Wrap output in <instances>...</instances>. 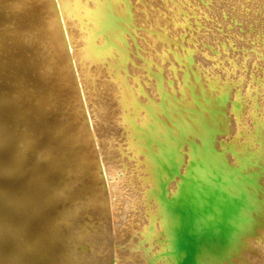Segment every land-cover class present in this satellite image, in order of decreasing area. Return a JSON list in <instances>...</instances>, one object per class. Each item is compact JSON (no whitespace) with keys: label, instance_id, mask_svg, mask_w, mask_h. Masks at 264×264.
I'll return each instance as SVG.
<instances>
[{"label":"bare ground","instance_id":"1","mask_svg":"<svg viewBox=\"0 0 264 264\" xmlns=\"http://www.w3.org/2000/svg\"><path fill=\"white\" fill-rule=\"evenodd\" d=\"M4 1L0 142L17 164L0 188V249L10 239L30 264L28 237L40 246L33 264H83L96 259L90 248L105 264H143L139 243L158 240L163 257L149 256L158 264H264V0ZM199 67L209 81L196 78ZM191 95L209 145L200 136L190 147L194 131L176 124ZM39 134L56 146L36 160L28 139ZM244 134L249 143L238 141ZM18 201L50 207L51 217L61 208L60 227L51 221L61 258L48 216L21 214ZM232 205L246 222L224 249L206 237Z\"/></svg>","mask_w":264,"mask_h":264},{"label":"rangeland","instance_id":"2","mask_svg":"<svg viewBox=\"0 0 264 264\" xmlns=\"http://www.w3.org/2000/svg\"><path fill=\"white\" fill-rule=\"evenodd\" d=\"M5 3L6 1H4V0H0V6H1V4H2V6H3V3ZM6 4V3H5ZM195 26H198V25H195ZM197 28V27H196ZM208 30V29H207ZM20 33H22V34H19V36H21V35H24L23 34V32H20ZM183 35H186V34H183ZM182 35V36H183ZM16 38H18V37H16ZM44 38V41H46V39H45V36L43 37ZM43 38L42 37H40L39 39L40 40H42L43 41ZM182 39H185V36L184 37H182ZM196 48H197V45H196ZM35 54V53H34ZM208 55V58L210 59V60H214L215 58H216V53L213 51V50H208V53H207ZM35 57V58H34ZM32 59H31V61H33V63H35L36 62V64L38 63V61H36V56L35 55H33L32 57H31ZM33 59H35V60H33ZM31 64V65H35V64ZM195 70H196V78L198 79V80H200V81H205V80H207L208 79V81H209V79H210V77H211V71H207V70H205V69H203V67H199V68H194ZM152 70H155V67H152ZM194 70V71H195ZM44 75H46V74H44ZM51 76V75H50ZM43 77H45V76H43ZM51 77H53V76H51ZM160 78H162V75H160ZM47 82L48 81H46L45 82V84H47ZM45 87H49V84H48V86H45ZM50 88V87H49ZM230 88V86L228 87V88H226L225 90H228ZM178 90V89H180V90H183V85L181 84V86L180 85H173V87H172V89H171V93L170 94H173V92L175 91V90ZM34 91H36L37 93H38V91H39V93H41L40 92V90H37V87H36V85H35V88H34ZM49 91V94L51 93V94H53L52 92H50L51 90H48ZM167 92L166 91V89H162V92ZM229 91V93H232V94H237V95H239V91L238 90H235V91H233V89L232 88H230V90H228ZM180 92V91H179ZM178 93V92H177ZM183 93H184V91H183ZM22 94H19V95H17V100H18V96H19V101L17 102V100H16V102L17 103H19V102H21L22 101V96H21ZM175 96V95H174ZM53 97V96H52ZM201 97V96H200ZM60 98V100H58ZM196 98V96H190L189 97V101H188V104L186 105L187 106V108H183V110L181 111V113L178 115V118L176 119V124H180V125H186V124H188L189 125V127H191L192 128V130L194 131L193 132V136H192V138L190 139V141H189V144H190V147L191 146H193L194 144H195V142H197V140H198V138L200 137V136H202V137H204L205 139H206V144L207 145H209L210 143H211V139L209 138V137H207V136H204V131H203V129L202 128H200L199 126H198V123H199V119H197L196 117H195V113H194V111L192 110L193 108V106L195 105V99ZM201 98H206V96H203V97H201ZM58 99L56 98V100H55V105H57V107H60L61 108V105H62V101H64V97H58ZM21 100V101H20ZM62 100V101H61ZM57 101H58V103L60 102L61 103V105H59L58 103H57ZM194 101V102H193ZM193 103V104H192ZM43 104H45V102L43 103ZM59 105V106H58ZM44 106V105H43ZM62 106H64V105H62ZM76 107V106H75ZM64 108H65V106H64ZM77 108V107H76ZM78 109V108H77ZM241 108H238V110L239 111H241L240 110ZM62 110H64V112L62 111ZM65 111H66V113H67V110H65V109H60V110H58V112H59V114H60V112H61V114H60V116L63 114V113H65ZM65 113V114H66ZM57 114V113H56ZM64 114V115H65ZM60 116L57 118L58 120L60 119ZM63 116V115H62ZM83 116V115H82ZM61 120V119H60ZM65 122H60V124H59V126L60 127H64L65 125H63ZM47 124V123H46ZM45 123H43L42 125H46ZM66 124V123H65ZM0 131L2 132H0L1 134V137H0V139H2V137H3V133H4V130L3 129H1L0 128ZM257 134H258V132H257ZM47 136H48V131H47ZM175 135H172L171 137H174ZM34 137V138H33ZM46 138V135L45 134H39V135H34V136H32L31 138H29L28 140V142H29V144H30V141H32L31 143V145H33V146H36V154H35V156H36V160H40V159H42L43 157H44V150L45 149H47V148H53L54 146H56V142H54V141H52V140H47V139H42V138ZM247 138H249V136H247V135H243V136H241L239 139H238V141H240V142H243L244 144H245V142L246 143H249V141H248V139ZM45 140V141H44ZM235 138L234 137H230V144L231 143H233V142H235ZM84 141H82V143H80L81 145H84V143H83ZM1 144H0V151H1V154L4 156V159H3V161H4V163H2V161L0 162L1 164H0V173L2 174H0V181H1V184H0V188L2 189V187H3V182H5L6 181V179L7 178H10V174H11V171L13 172V171H15V169H16V164H14V162L12 161V160H10V154L9 153H11V152H9V151H12L11 149L13 148V146H11V145H9L8 147L6 146L7 144H4V143H2V142H0ZM242 143V144H243ZM256 143H258V144H260V143H262V141L261 140H256ZM40 145V146H39ZM47 145V146H46ZM54 145V146H53ZM5 147L4 149L2 148V147ZM29 146V145H28ZM37 146H39V147H37ZM228 147V149H230V147L229 146H227ZM2 148V149H1ZM7 149V150H6ZM8 149H9V151H8ZM38 149V150H37ZM5 150V151H4ZM13 150H15V147H14V149ZM8 151V152H7ZM7 153V154H6ZM41 153H43V154H41ZM8 155V156H7ZM5 156H6V158H5ZM39 157H41L40 159H38ZM250 158V156H248V158L247 159H249ZM11 161V162H10ZM6 163V164H5ZM5 165V167H3ZM11 165V166H10ZM15 167H14V166ZM252 166H257V164H254V165H252ZM14 168V169H13ZM32 167H29L28 169L30 170ZM8 169H12L11 171L10 170H8ZM27 168H26V170L27 171H29ZM83 169H85V171H83ZM7 170H8V172H7ZM122 171V169H119L118 171L121 173V171ZM145 171H147V170H145ZM9 172H10V174H9ZM83 172V174H81ZM84 172H86V174L88 173V170H87V168H82V170H81V172L79 173V175H80V177H83V175H84V177H85V173ZM4 179H3V178ZM61 180H59L57 183L58 184H61V182H60ZM56 186V185H55ZM60 187V186H59ZM60 189H61V187H60ZM1 191V190H0ZM81 196H85V194L83 193V195H81ZM221 198H222V200L221 201H225L226 199H228V195H226L225 194V192H221ZM48 200V199H47ZM83 202H85L86 203V201H84V199L82 200ZM0 203H1V201H0ZM87 203H88V200H87ZM234 204V203H233ZM97 205V204H96ZM17 206H18V212L20 213L21 212V214H25V215H31V216H34V217H36V218H40V219H42L44 216H48V219L46 220V221H44V222H46L45 223V226H47V227H49V231H48V233L47 234H50V235H48V236H50L51 237V240L49 241V246L51 247V246H53V252H56L57 253V255H59V258H61V256H62V254H61V256H60V253H62V250H61V239H59L58 238V240H57V238H55V239H53V234L55 233V232H59V234L61 235V228H57V229H54L55 227H54V225H53V223H51V221H57V223H58V227H60V225H61V208L59 209V212H58V214L56 213L55 215H52V217H51V214H50V207H45V206H40V205H38V207H37V205H36V207L37 208H33V207H35L34 205H25L24 203H22V202H20V201H18L17 202ZM66 206L67 205H64L63 206V211L65 212L66 211ZM98 206V205H97ZM233 207L232 208H230V209H228L226 212H225V214H224V218H225V220L221 223V225L219 226V227H217L216 229H214V231L212 232V234H210V235H208L207 237H206V240L209 242V243H211L212 245L214 244V245H219V246H221V247H223L224 249L225 248H227V249H231V248H233V247H235L236 246V244H237V242L240 240V236H239V233H240V229L238 228V227H240V225H242V223L243 222H246V220L245 219H243V218H239L238 219V215L236 214V212L233 210V208L235 207V205H232ZM2 205L0 204V211H3V210H1L2 209ZM95 207V206H94ZM89 208L90 209V211L89 210H87L88 211V213H92L93 211L94 212H96V208H98V207H95V208ZM32 208H33V210H32ZM39 208V209H38ZM91 209H93V210H91ZM20 210V211H19ZM43 210V211H42ZM31 211H32V213H31ZM29 212V213H28ZM43 212V213H42ZM40 213V214H39ZM45 213V214H44ZM204 213H207L206 211L204 212ZM41 214H43V215H41ZM62 214H64V217H66V214L65 213H62ZM0 215H2V213L0 212ZM56 217V218H55ZM86 217V216H85ZM59 218V219H58ZM60 221V222H59ZM94 221H96V218H94ZM52 225H53V228H52ZM132 229H134V228H136V227H132V225L130 226ZM129 227V228H130ZM130 228V229H131ZM51 229V230H50ZM55 231V232H54ZM52 232V233H51ZM63 232V231H62ZM141 237H143L142 235H140ZM139 235L137 236L136 234L134 235V237H139V239L141 240V239H143V238H146L145 236L143 237V238H141ZM147 236V235H146ZM28 238V237H27ZM25 239L24 240V247L26 246L27 247V249L26 248H24V247H22V249H21V252L22 253H25L26 252V254L28 255V259H29V261H30V264H33L34 263V260H35V255L37 254V252L40 250V246L39 245H37L36 243H34V241H33V239L31 238V239ZM53 239V240H52ZM157 241V243H155ZM154 240L153 242H154V244H156V249H155V247H153V245H151V242H149L148 241V243H150V244H148L147 243V241L145 240V241H139L140 243L139 244H141L140 245V247L143 249H141L142 250V254H140L141 256H143V257H145L144 259H146V260H142L143 261V264H149L151 261H152V264L154 263V264H158V262L160 261V259H163V258H160V257H158V256H161V253H159L160 251H161V249H159L160 248V245L158 244L160 241H158V240ZM10 242V243H9ZM69 242H70V240H69ZM2 243V245H3V248L2 249H0V264H29L27 261H25L24 259H23V257L20 255V253H19V251L14 247V242L13 241H11L10 239H6V241H4V242H1ZM7 245H6V244ZM131 243H133V242H131ZM55 244V245H54ZM32 245V246H31ZM35 245V246H34ZM128 245H132V244H129V242L125 245L126 247H123V249H125V251L123 250V252H124V255H123V257H125L127 254H128V250L126 249V248H128L127 246ZM150 245V246H149ZM69 247H71V248H74V246H73V244H70V246ZM144 247H150L149 248V250H148V252H146V250H144V249H146V248H144ZM88 249V248H87ZM25 252H24V251ZM37 250V251H36ZM91 250H93V248H90L89 249V251H90V253H92L95 257H96V259H92V258H89L88 259V256H86L87 257V259H85L84 260V262H83V264H91L92 262V264H99V263H101V264H105V255L103 256V258H102V256L100 255V254H105L104 252H102L101 251V253H100V251H98V253H96L97 251L94 249L92 252H91ZM99 250H100V248H99ZM157 250L159 251V252H157ZM88 250H86V252H87ZM88 251V252H89ZM29 252V253H28ZM126 252V253H125ZM144 252H145V254L147 255V257L145 256V254H144ZM33 253V254H32ZM100 253V254H99ZM157 253H159V255L158 256H154V257H151V259L152 260H149V256H153V255H151V254H154V255H157ZM97 254H99V256H97ZM101 256V257H100ZM85 257V258H86ZM98 257H100V261L99 260H97L98 259ZM158 257V258H157ZM161 257H163V256H161ZM102 258V259H101ZM148 258V259H147ZM154 258H157L155 261H154ZM159 259V260H158ZM87 260H88V262H87ZM91 260V261H90ZM95 260L97 261V262H95ZM124 260V259H123ZM99 261V262H98ZM105 261V262H104ZM133 260H131V258H125V261H121V264H123V263H127V264H130V262H132ZM87 262V263H86ZM91 262V263H90ZM110 264H116L117 262H114V260H111L110 262H109ZM133 263V262H132ZM59 264H61V263H59ZM73 264H74V261H73ZM151 264V263H150Z\"/></svg>","mask_w":264,"mask_h":264}]
</instances>
